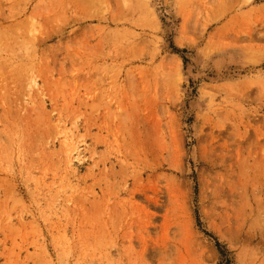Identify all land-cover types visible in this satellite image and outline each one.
I'll return each instance as SVG.
<instances>
[{"label": "rangeland", "instance_id": "374dc122", "mask_svg": "<svg viewBox=\"0 0 264 264\" xmlns=\"http://www.w3.org/2000/svg\"><path fill=\"white\" fill-rule=\"evenodd\" d=\"M0 264H264V0H0Z\"/></svg>", "mask_w": 264, "mask_h": 264}, {"label": "bare ground", "instance_id": "6f19581e", "mask_svg": "<svg viewBox=\"0 0 264 264\" xmlns=\"http://www.w3.org/2000/svg\"><path fill=\"white\" fill-rule=\"evenodd\" d=\"M35 28L34 27H32V29L30 30V32L32 33V34H34V32H35ZM36 82V81H35Z\"/></svg>", "mask_w": 264, "mask_h": 264}]
</instances>
